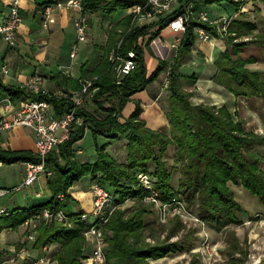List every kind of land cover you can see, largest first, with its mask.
<instances>
[{"label": "trees", "instance_id": "obj_1", "mask_svg": "<svg viewBox=\"0 0 264 264\" xmlns=\"http://www.w3.org/2000/svg\"><path fill=\"white\" fill-rule=\"evenodd\" d=\"M145 1L82 0L84 12L114 16L120 10L129 9V15L126 16L128 26L120 32L118 39L106 46L102 65L95 69L94 75L86 77L93 79L91 101L94 109L91 110L87 104L76 107L75 117L81 118L82 123L74 120L68 137L46 157V166L53 171L52 175L47 176L52 196L43 203L5 208L8 213L0 215V232L4 228H17L46 207L62 210L70 219V224L65 225L67 222L57 219L40 220L33 246L41 248L57 243L59 248L50 256L57 264H84L83 254L89 256L92 249L83 253L86 240L82 232L91 222L82 219L84 210L72 211L68 207L72 198L69 188L76 181L88 177L90 188L93 183H98L112 193L114 203L122 204L128 197L143 198L148 193V188L142 185L138 177L139 173H145L162 202L175 201V197L183 198L201 221L225 234L224 253L229 264H244L250 254L249 241L247 236L242 240L235 227L244 224V214L249 219H259L261 213L250 214L237 198L232 184L248 190L264 206V170L259 160L246 157L247 150L256 143L264 142V135L248 130L244 121L236 119L225 104L193 103L191 96L197 80L196 72L186 73L181 70V66L196 42L195 28L203 26L214 37L226 42L215 59L217 70L213 76L214 81L224 85L236 96H264V70L249 67L250 63L257 60L255 56L242 55L249 43H258L264 48V32L248 41L239 39L257 28V23L245 16L244 5L252 1L257 11L260 10L258 1L264 4V0H193L195 10L202 7L209 10L208 6L217 2L232 6L233 10L239 11L240 16L229 12L233 16L226 30L222 29L220 23L191 17L175 54L171 58H159L151 73H148L146 52L150 51L151 42L168 26L171 19L183 11V4L156 20L133 26L130 7ZM48 5L54 3H47L44 8ZM113 48L121 55H126L129 49L137 52L136 67L121 82H118L117 72L109 60V52ZM162 73H166L167 77L165 114L171 126L170 133L148 125L142 117L144 108L140 101H135L128 116L123 113L127 103L132 100L131 96L158 81ZM4 91L9 92L14 99L29 97L48 100L53 104L57 116L64 115L75 106L71 97L35 92L6 83L0 76V93ZM87 129L94 135L96 155L83 159L77 156L74 145L84 137ZM99 136L105 138L103 143L98 142ZM115 142H120V147L125 146V160L118 159L109 151V145ZM171 145L174 147V161L169 164L166 157ZM0 160L6 163L38 162L39 156L31 150L0 149ZM176 170L180 171L177 187L174 183ZM61 192L65 194L62 199L59 197ZM147 210L141 203L136 208L119 207L110 216L105 226L112 231L111 234H105V264H149L150 259L193 248L191 243L183 239L170 241L167 238L153 243L147 241V223L144 219ZM177 226L173 227L169 235L178 232ZM30 264H33L32 260ZM190 264L204 263L197 257Z\"/></svg>", "mask_w": 264, "mask_h": 264}, {"label": "crops", "instance_id": "obj_2", "mask_svg": "<svg viewBox=\"0 0 264 264\" xmlns=\"http://www.w3.org/2000/svg\"><path fill=\"white\" fill-rule=\"evenodd\" d=\"M56 1L66 0H21L23 19L17 28L16 44L9 45L0 38V76L6 83L25 86L32 81L35 75H39L42 87L51 93L60 94L63 91H76L80 88L81 81L86 77L93 76L95 69L102 65L101 61L105 56L106 46L118 39L120 32L123 31L120 29L119 24L123 22L128 26L126 16L129 15V9L120 10L114 16H108L99 12H84L75 5H57ZM50 2H53L54 5L50 13L49 24L46 26L43 23V8ZM8 3L9 0H0V21L6 16ZM222 5V7H215L214 4L208 6L211 18L227 15L234 9L230 5ZM258 6L263 12L264 10L261 9L262 5L258 4ZM82 12L88 17V38L86 41L78 42L74 20ZM260 20L264 22V18H260ZM179 35H182V33L174 31L167 26L161 31L158 38L156 37V40L154 39L151 42L150 51L147 50L146 52L148 73H151L155 68L159 58H171L169 56V51L172 49L171 43ZM161 37L169 38L167 42H170V45H163L160 42ZM75 44H77V52L74 56H71ZM225 46L226 42L216 37L211 41L196 39L192 52L189 54L191 63L189 64V69L196 72L197 80L205 85L195 88L196 92L192 101L193 103L225 104L236 119L244 121V125L248 130L264 135V96H236L224 85L215 82L213 79L217 70L215 59ZM242 55L244 57L255 56L257 60L250 63L249 66L253 69L264 70V51L260 45L249 43L244 48ZM201 56L205 57L204 62L207 67L202 68V72H199L196 68L200 64L198 58H201ZM4 64L8 66L7 72L2 70ZM181 70H184V68H181ZM152 84L146 89L133 94L131 96L132 100L127 103L123 113L128 116L134 108L135 101H140L144 108L142 117L147 120L148 125L153 129L170 133L171 126L165 114L166 105L160 103L162 95L158 81ZM20 99H15V105ZM83 138L75 144L78 145V151L80 153L83 152L77 156L88 159L91 157L85 154ZM0 145H2L0 149L31 150L36 153L35 132L31 127L24 125L6 129L1 133ZM246 157L249 160H259L260 167L264 170V142L253 145L250 150L246 151ZM15 168L18 170H14ZM1 172H4V174L6 172L7 176L6 174L4 176L0 174V187H8L9 185L14 187L22 182L26 174V161L6 163L0 160ZM18 172L20 178L11 182V184H7L9 183L7 177L16 175ZM90 185V179L85 177L80 181H76L69 188V193L72 196L68 202L70 210L85 211L91 208L92 193ZM24 188H26L25 192L20 196L9 197L4 200L2 199L3 197H0V205L7 209H12L17 206L43 203L53 194L45 174H41L34 183ZM16 192H20V190ZM255 207L258 212L253 213L254 215L264 212V207L262 209L258 206ZM259 217V219H255L252 229L255 234L261 235L264 232V217H261V215ZM249 220L252 221V219ZM27 230L28 226L22 223L17 228H4L0 232V264H7L11 261L9 257H11L10 255H12L18 244L24 239L26 241ZM33 242L27 240L25 247L30 255L36 257L41 255V250L35 248ZM55 246L52 252L59 248L57 243ZM44 249L47 253H52L49 252L51 245L46 246ZM31 257L24 258L21 256L12 262L14 264H30ZM216 260H218L217 257ZM244 264L258 263H251V260L248 259ZM259 264H264V261Z\"/></svg>", "mask_w": 264, "mask_h": 264}, {"label": "built area", "instance_id": "obj_3", "mask_svg": "<svg viewBox=\"0 0 264 264\" xmlns=\"http://www.w3.org/2000/svg\"><path fill=\"white\" fill-rule=\"evenodd\" d=\"M180 4H183V11L171 19L168 24L171 29L177 32L183 33L189 19L195 16L201 21L220 23L223 30L227 29L232 19L231 15H222L218 19H213L206 7L195 10L193 0L189 2H185V0H146L144 3H135L130 7L132 24L142 25L156 20L173 11ZM57 5H75L82 10V0L59 1ZM52 8L53 5H48L43 9V23L46 26L49 24ZM22 19L21 0H9L6 16L0 21V38L9 45H15L17 42V28ZM74 25L77 33V41H86L89 25L87 15L82 12L75 18ZM195 32L197 38L203 41H211L214 38L203 26H197ZM181 38V35L177 36L171 43V47L177 49ZM76 52L77 44L74 45L71 56H74ZM136 58L137 52L135 49H129L126 55L119 54L116 48L111 49L109 52V60L113 63V68L117 72L119 78L118 82H121V79L136 67ZM2 70L7 72L8 66L4 64ZM40 80L41 77L35 75L30 83L22 87H26L35 92L42 91L48 93L49 91L42 87ZM92 86L93 79L85 78L81 81V86L78 90L73 92L63 91L58 94L64 97H71L75 104L73 109L62 116L56 115L53 104L48 100H37L27 97L18 100L17 105H15V99L9 92L4 91L0 93V143L2 131L20 125L29 126L35 132V150L36 154L39 156L38 162L26 161V174L22 182L10 189H0V195L11 190H21L23 187L31 185L41 174H45L46 176L53 174V171L46 166V157L51 150L55 149L61 141L68 137L74 120L78 123H82L81 118L75 117V110L76 107L86 104L89 97H91L93 91ZM1 146L2 145H0V147ZM139 176H145L146 180L150 179L145 173H140ZM143 185L147 188H152L151 180ZM91 191L92 208H90L88 212L85 211L82 215V219H88V221L91 222L85 232L90 233L94 237V245L92 247V252L86 257L85 264H105V239L101 222L108 219L109 209L114 206L113 195L98 183L92 184ZM59 197L62 199L65 197V194L61 192L59 193ZM158 202H160V199ZM166 205L176 213L183 212V209L186 208L185 203H181L179 200L169 202ZM7 213L5 207L0 205V215ZM195 218L201 221L196 214ZM42 219L45 221H50L52 219L63 222L68 221V217L65 215L64 211L52 210L46 207L24 222L28 226V234L26 235L28 241H34L36 239L38 222ZM201 223L205 224L203 221H201ZM200 252L204 264H213V257L216 254V250L212 246L207 232L203 235V243L201 244ZM21 256L28 258L32 255L28 253L26 247H23L15 256H11L9 259L14 261ZM31 258L33 264H55V261H52L51 258L46 256L38 255L36 257L32 256Z\"/></svg>", "mask_w": 264, "mask_h": 264}, {"label": "rangeland", "instance_id": "obj_4", "mask_svg": "<svg viewBox=\"0 0 264 264\" xmlns=\"http://www.w3.org/2000/svg\"><path fill=\"white\" fill-rule=\"evenodd\" d=\"M258 2L260 5H262V7H263L262 10H264V6H263L264 4H262L260 1H258ZM213 4L215 5V7H218V6L222 7L223 6L217 2H215ZM244 6H245V10H246L245 16L250 17L251 20H254L257 23L256 29L250 31L248 34H243L242 36L239 37V39H244L245 41L246 40L248 41L251 39V37H255L256 35H260V34L263 35L264 22L262 20H260V18H264V11L263 12H261V10L256 11L255 10L256 6H255V4H253L252 1H249ZM232 12L234 13L235 16H240L239 11L233 10ZM227 15H229V14H227ZM231 16H233V15H231ZM126 26L127 25H125V23H123V22H121L119 24V27L122 30H124L126 28ZM133 26H138V25H133ZM166 33H165V35H166ZM168 39L169 38H167V37H161L160 42L163 45H170V42H167ZM253 44H258V43H253ZM258 45H260V44H258ZM261 48L264 51V48L262 46H261ZM217 52H218V48H217ZM163 53H164V55H166L165 52H163ZM174 54H175V48L172 47V49L169 51V56L172 57ZM198 59H199L198 62H200V64H199L198 68H196V69H197V71L202 72L201 69L207 67L206 63L204 62L205 57L201 56V58H198ZM189 64H191V63L189 61V56H187L185 58V60L182 62V66H181V68H184L186 73L194 72V71H190V69H189L190 65ZM166 82H167L166 73H162L160 78L158 79V86H159L160 93L162 95L160 103L162 105H164V104L166 105L167 100H168L167 99L168 88H167ZM201 85L203 86L205 84L203 82H199V80H196V84L193 86L194 91H193V94L191 96V100L193 99V95L196 92L195 88H197V86H201ZM189 88H191V87H187V89H189ZM86 104L91 110L94 109V105L92 104L91 97H89ZM104 141H105V138L103 136L98 137L99 143H103ZM122 142L123 141H121V143ZM119 145H120V142H115L113 145H109L108 149L111 152V154H115L118 159L125 160V158H126L125 157L126 156L125 155V146L120 147ZM74 146L76 148V154L81 155L83 152L80 153L78 151L79 150V148L77 147L78 145H74ZM83 147H84L85 154L90 155V157H93L96 155L95 138H94V135H93L91 130H88L87 134L84 135ZM167 154L168 155L166 158H167L169 164L173 163V161H174L172 158L173 154H174L173 145H171L169 147ZM80 158H83V157H80ZM16 168L14 170H18ZM3 170H5V169H3ZM179 173H180L179 170L175 171L174 183H175L176 187L178 185V179L180 177ZM0 174H2L1 176H4L6 174V172H5V174H4V172H1ZM139 174H138V177H139V180L142 182V185L145 183H148L150 181V179L146 180L145 176L140 177ZM6 176H7V174H6ZM19 178H20L19 172L16 175H11V176L7 177V180L9 182L7 184H11V182L17 181ZM11 186L12 185H9L8 187L2 186V187H0V189H3V190H6L8 188L10 189ZM232 187L236 191L237 198L244 204V206L248 209L249 213H251L252 215H254L253 213L258 212L255 209L256 208L255 206H258L260 209H262V207H264L262 204L259 203L257 197L254 196L253 194H251L245 188H242L240 185H236V184H232ZM25 189L26 188L23 187L20 190V192H16V191L14 192V190H11V192L10 191L7 192V194L5 196H4V194H2L3 196H0V197H3L2 198L3 200L6 198H9V197L10 198L17 197V196L22 195L23 192H25ZM147 191H148V193L143 198L128 197V198H126V200L122 204H118L117 202H115L114 206L109 209L108 219L106 221L101 222V226L103 228L104 239H105L104 251H105V247L107 246V239H106L105 234H106V232H108L109 234L112 233V231L110 229L105 228L106 224L109 221L110 216L113 215L114 212L116 211V209L119 207H121V208H126V207L136 208L137 206H139L142 203L148 209L144 213V219H145V222L147 223L146 230H145V233L147 234V236L145 238L147 241L153 243L155 241L165 240L167 238L170 239V241H176L178 239H183L187 243L189 242V243H191V245H193V248L191 250H187L185 252L169 253L166 256L158 258V259H150L149 264H190L191 262L197 260V257L202 260L200 249H201V244L203 243V235L205 232L208 233V235L210 237L211 244L216 250V254L213 257V264H229L228 263L229 260L226 256V254L224 253L226 242H225V234L223 232L216 231L215 229H213L209 225L203 224V223H201V221L197 220L195 218L196 213H195L194 209L189 208L188 205L186 204V201L183 198L175 197L181 203H185V205H186V208L183 209L184 210L183 212L181 211L179 213H176L167 207L166 204H168L169 202H162L161 200H160V202H158L159 198H157V191L155 189H152L151 187H149L147 189ZM12 193H14V194H12ZM91 193H92V191H91ZM91 198H92V194H91ZM155 199H157V200H155ZM8 207H10V205H8ZM91 208H92V206H91ZM87 210L89 211L90 208ZM260 213H261V217H264V212H260ZM243 217L245 219L244 224L237 225L235 228L237 230L238 235L240 236V238L242 240L245 239L246 236L248 238V241H249L248 246H249V250H250V254H249L248 259L251 260V263L257 262L259 264V263L264 261V232L261 235L255 234L253 229H252V226L256 220L252 219V221H250L248 215H246V214H244ZM69 220L70 219H68L67 223H64V224L65 225L70 224ZM175 225H178L177 226L178 232L173 236L169 235L170 231L173 229V227ZM85 231H86V229H84L82 233L84 234V238L86 240L85 245H86L87 249L85 248L83 250V253H85V251L88 249H92V247L94 245V237L90 233L85 232ZM27 233H28V230L26 232V235H27ZM37 234H38V231L36 233V237H37ZM26 241H27V238H26ZM26 241H25V239L23 241H21L20 246H17V248L13 251L12 255H10V256H15L23 247H25ZM55 244L56 243L48 244V245H51V249L49 252H52L55 249V247H56ZM48 245H45L41 248H38L41 250L40 256H46V257L51 258L50 257L51 254L47 253V251L44 249ZM261 256H262V258H261ZM86 257H88V255L83 254L82 260H83L84 264L86 263L85 262ZM216 257L218 260H216ZM52 261H55V264H57V261L55 259L54 260L52 259ZM105 262H106V260H105ZM203 263H204V261H203ZM7 264H14V262L10 261Z\"/></svg>", "mask_w": 264, "mask_h": 264}]
</instances>
